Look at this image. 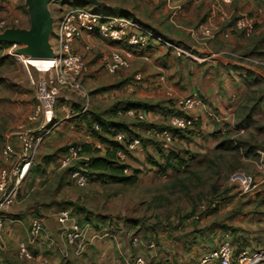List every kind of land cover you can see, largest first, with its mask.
<instances>
[{"label": "crops", "instance_id": "0c3cea01", "mask_svg": "<svg viewBox=\"0 0 264 264\" xmlns=\"http://www.w3.org/2000/svg\"><path fill=\"white\" fill-rule=\"evenodd\" d=\"M15 1L21 0H4V8L8 9V5H14ZM54 2L49 5V10L56 22L62 16V9L59 6L60 1ZM73 2L74 0H70L68 4ZM97 2L96 5L100 6L101 2ZM25 4L27 9L26 1ZM212 5L211 0H134L132 6H108V9H119L121 13L129 15L149 29L168 36L185 55L179 54L171 47L152 45L146 51L147 59L137 54L131 60L129 69L110 73L104 69L102 58L118 46L103 41L96 35L81 34L76 39L73 50L79 53L88 65L84 85L89 93V112L86 116L75 118L73 122L68 120L64 123L66 116L62 118L60 114L64 106L79 107L83 102L76 94L63 91L58 105V116L62 122L53 134L57 133L53 141L54 146L61 147L60 145L68 142L85 144L90 150L86 155L87 159L96 155L105 157L110 148L109 144L99 141L93 135V129L97 125L126 133L128 141L138 139L139 144L126 153L122 162L117 158L119 165L128 170V173L124 172V176L136 175L138 182L144 175H160L162 179H166L172 172V169L167 167L169 158L170 163L178 156L189 161V166H196L217 151V147L225 141H232L236 145L235 138H246V146L251 152L246 153L244 157L252 160L253 168L250 173L255 176L259 187L253 192L239 193L232 204L219 211L217 222H214L212 217L200 223L189 221L197 222L189 227V239L193 243L189 248V264L197 263L207 251L219 248L227 242L234 253L236 252L234 256L237 260L244 254L256 256L264 244V194L260 193L264 188V93L256 100L249 98L251 87L262 84L264 86V0H237L227 6L226 11L234 15L232 21L224 25L207 46H201L189 37L187 28L210 24L211 16L217 20L219 15L212 14ZM243 15L254 17L256 20L252 37L246 38L242 33L232 31L230 37L225 38L223 33H230L233 22ZM15 19L18 24L20 22L16 29H30L29 11L26 15L20 5L17 7ZM10 47L11 44L0 42V68L11 70L12 67L18 66L17 70L12 72L27 77L29 82V71L32 69H28L24 62L16 63ZM0 81V92L4 91L6 86L17 92L15 96L10 97L14 103L23 88L27 89L28 86L21 82L19 77L9 80L2 75ZM167 93H171L174 98L199 97L203 100V105L193 113L197 119L196 125L188 132H176V140L170 153L163 151L158 138L155 139L147 133L149 127H170L171 118L177 114L178 109L169 102ZM66 97L70 98L69 102L65 100ZM33 98L32 91L30 96L24 93L20 98L19 106L25 105L29 114H32L35 108ZM250 103L255 105V114L249 117L253 120L252 128H248L239 117L243 106ZM135 107L144 114V121L128 114V110ZM37 124L32 127L38 126ZM64 124L68 125L67 129H64ZM117 128L119 130H115ZM3 137L7 138L6 143L8 140L18 142L16 131ZM17 147L19 151H13L7 145L3 151L11 154L7 165L10 163L12 167L20 153L19 142ZM97 150L100 153L95 154ZM0 163H5L4 156ZM40 166L39 171L33 168L30 170L22 183L15 204L4 212L7 221L0 230V264H131L137 256L155 264L186 262L183 260L185 255L177 256L175 250L171 249L175 247L172 245L176 239L173 234L170 239V235L166 237L160 234L158 247L153 241L156 236L145 237L146 233H142V237L133 238L127 235V239L123 238L122 233L114 230L113 235L107 234L106 232L114 229L113 215L84 206L78 198V203L63 202L68 179L63 180V177L58 176L60 186L56 194L47 199L40 196L43 201H35L33 196L31 197L34 188H31L30 179L40 183V180L35 178L36 174L41 176L43 172L44 166ZM53 169H48L47 173L50 174ZM55 173L57 172L51 175ZM64 177L69 178V171H65ZM103 180L101 182L104 184H112ZM59 188L62 189L61 193ZM254 196L253 206H247L248 203H244V200L253 199ZM68 203L71 205L68 206ZM37 207L41 209L38 214L45 224L47 235L35 241L31 238L30 230L32 217L35 215L32 212L37 211ZM65 208L72 209L81 222H95L94 232L99 236L88 254L89 257L76 256L73 247L65 242L56 218L57 212ZM195 213L196 210L192 215ZM100 231L105 233L104 237L109 235L104 241L100 238ZM237 236H243L245 239L240 240ZM22 244L28 247L32 259L21 256Z\"/></svg>", "mask_w": 264, "mask_h": 264}, {"label": "built area", "instance_id": "2783aa9c", "mask_svg": "<svg viewBox=\"0 0 264 264\" xmlns=\"http://www.w3.org/2000/svg\"><path fill=\"white\" fill-rule=\"evenodd\" d=\"M54 1L52 2L55 3ZM212 1V14L219 15V18L215 20L214 16H211L210 24H200L187 29L191 39L201 46H207L216 38L217 32H220V28L216 27V24L221 25L232 21L234 15H230L225 8L237 0ZM255 24L254 17L243 15L233 22L230 33H223L224 37L229 38L231 32L235 31L250 38L255 31ZM9 29L12 28L6 21L0 22V33ZM84 33L96 35L103 41L118 46L116 50L102 58L104 69L110 73L129 69L131 60L137 54H141L144 59H147L146 51L151 45L171 47L179 54L185 55L183 50L171 42L168 36L145 28L134 19L130 20L122 15L99 14L81 7L63 8L58 32L59 45L57 49L52 48L55 54L53 62L50 65L32 66L34 68L32 70L38 74L36 76L29 71V83L35 94L37 108L28 117V120L30 123L39 122L40 124L36 129L23 126L16 131L20 153L12 168L7 166L11 154L8 151L3 153L5 163L0 168V230L7 221L4 212L15 204L24 179L36 164L39 146L62 122L58 116V105L63 91L76 94L83 102L79 107L64 106L66 120L85 116L89 112V93L83 85L88 74V65L84 58L73 50L76 39ZM19 49V45L11 44V55L21 59L24 56L16 53ZM26 66L28 67L27 64ZM28 69L31 68L28 67ZM167 98L176 106L179 113L171 118L170 127H149L147 133L155 139L158 138L163 151L169 153L175 143L176 132L185 133L196 125L197 119L193 113L203 105V100L199 97L174 98L171 93H167ZM65 100L69 102L70 98L66 97ZM128 114L139 121L145 120L144 114L139 109H129ZM101 130L99 125L94 127L95 132L101 133ZM115 139L116 142L124 146V150L117 153L120 162L124 160L128 151L135 149L139 144L138 139L128 141L126 133L119 132ZM60 159L61 168L70 170L71 180L78 187H86L92 177L89 168L82 164L85 168L72 169L74 162L88 161L87 156L82 154V148L79 145H71ZM124 172L128 173V170L126 169ZM230 183L243 193L253 192L259 187V183L253 175L243 172L233 173ZM217 205L216 202L199 204L196 213L188 218L189 221H200L207 213L217 208ZM56 218L65 242L68 246L73 247L74 254L81 257L89 252L99 236L94 232V225L91 222L79 221L69 208L59 210ZM30 235L35 241L47 235L45 224L40 217L32 219ZM20 253L24 258H33L28 247L24 244L20 247ZM245 255H242L236 264H264V249L252 258H247ZM131 264L155 263L142 256H137ZM199 264H235L230 243H224L219 248L207 252Z\"/></svg>", "mask_w": 264, "mask_h": 264}, {"label": "rangeland", "instance_id": "374dc122", "mask_svg": "<svg viewBox=\"0 0 264 264\" xmlns=\"http://www.w3.org/2000/svg\"><path fill=\"white\" fill-rule=\"evenodd\" d=\"M25 1L27 2V0H21L20 2L15 1L14 5L9 4L8 9H6L3 6L5 4L4 0H0V22L6 21L9 24V27L16 28L20 24V22L18 24L15 19L17 16V7L20 5V7L24 8L25 14H28V8L26 9L25 7ZM58 1H60L59 6L61 9L81 7L99 14H105L110 16L122 15L123 17L125 16L132 20L129 15L121 13L119 9H108V6L122 7L123 4L132 6L134 0H96L101 2L100 6L94 3H85L79 0H74L73 4H68L70 3V0L69 2L67 0ZM172 9L173 6L171 5V10ZM60 20L56 22L54 21V29L50 37V44L53 49H57L59 45L58 32ZM229 23L230 22L223 23L221 25L216 24L215 26L222 30L223 26L228 25ZM142 25L143 27L148 28L146 25ZM197 26L198 25L188 28L191 29ZM3 33H5V31L1 32L0 35ZM217 33H219V31ZM12 58L18 64L26 62L28 60V57L25 56L21 59L17 57ZM28 67L34 69L31 65H28ZM17 68L18 66L12 67L11 70L0 68V78L2 75L5 78H8L9 80H13L14 78L19 77V80L21 82L26 83L28 85L27 89L23 88V91L21 92V95L17 98L16 103L10 100V97L15 96L17 92L8 88V86L5 87L4 91L0 92V162L3 156V151L6 149L7 145L13 151H19L17 147L18 142L16 141V143L13 140H8V142L6 143L7 138L3 137V135H11L15 131H17L21 126H29L33 129H36L38 127H32L35 123L29 122L28 117L29 115H31V113L29 114L28 108L25 105L19 106V103H21L20 98L22 97V95L25 93L26 95L30 96L31 91L34 95V110H36L37 108V102L35 100L36 98L34 91L29 85L27 77L25 78L20 75V73L14 74L12 72V70H17ZM31 71L32 73H34L35 76L38 75L36 72H34V70ZM251 88L252 89L249 96L250 100H256L259 96L261 97L264 93L263 84ZM254 107L255 105L251 103L247 104L243 106V109L239 113V117L243 119L248 128H252L254 126L253 120L249 119L250 116L255 114ZM64 113L65 112L61 110L60 114L62 115V118L65 117ZM76 119H72L69 121L73 122ZM79 120L83 121V119ZM66 122H68V120L64 121V123ZM39 124L40 123L38 122L37 125ZM63 127L64 129H67L68 125L64 124ZM117 129L119 130V128ZM55 131L48 138H46L38 148L36 154V161L38 164L36 163L33 169L39 171L41 170L40 165H43L44 167L41 176L37 174L35 175V178L39 179L40 183L36 182L35 179H30L31 188H34L31 197L33 196V199L35 201H43L39 198L40 196L46 199L52 197L54 194H56V190L60 186L58 176L63 177V180L68 179V182L65 187V198H63V202H71L72 204L78 203V198L79 200H81L82 205L84 206L92 207L95 208L96 211L113 215L114 222H112V225L114 229L110 230V232H106L110 235H113L112 231L114 230L117 233H122L123 238L127 239V235L129 236V238H133L142 237L141 234L146 233L145 237H148V235H151V237L156 236L155 238H153V241L155 246L158 247V240L160 234L166 237H169L170 235L169 239L172 236L171 234H173L176 239L175 243L172 245H174L175 247H172L171 249L175 250L177 256L185 255V258L183 260H185L186 262L183 264H189V248L193 246L191 239H189V227L193 226L194 223H197L189 222V216L192 215V213L197 209L199 204H210L216 202L217 204L219 203L217 205V208L211 210L198 222L200 223L203 220H208L209 217H212L214 222L219 221V211L227 208L230 204H232L234 202V199L239 196V193H241L240 189L230 183L231 175L235 172H243L248 175H252L250 173L253 168L252 160L249 161L247 158L244 157L246 153L251 152V149L246 146V138L240 136L239 138L234 139L236 145L232 141H225L227 142L226 147L222 150L215 151L210 157L205 159L203 163L191 167L189 166V161H186V163L179 167L178 170H172L171 174H169L166 179H162L160 175H144L140 177V180L137 184L128 186L104 184L101 182V179L103 178H99L96 181L91 179V181L86 187L81 188L78 187L76 183L71 180L70 176L69 178L64 177V173L67 170L61 168L60 166V158L64 155L66 150L71 145L81 144H77L75 142H68L63 145H60L61 147L54 146L55 143H53V141L55 140L57 135V133L53 135ZM82 162L83 161L74 162L72 165V169L85 168L81 164ZM48 164L50 165L48 166ZM1 166L2 165L0 163V168ZM7 166L12 168L10 163ZM50 168L54 169L49 174L47 173V170ZM53 172L57 173L51 175ZM59 191L61 193L62 189L59 188ZM261 191L262 192L260 193L264 194V188ZM87 196H89L90 198H87ZM254 200L255 196L253 199L244 200V203H248L247 206H253V203L255 202ZM70 205L71 204L68 203V206ZM36 210L37 211L32 212L33 214H35L32 219L37 217L41 218V215L38 214V211H41V209L37 207ZM90 222L93 225L95 223L94 221ZM123 225L124 227H122ZM103 234L105 233L101 232L100 238L104 241L106 238H108L107 236L109 235L104 237ZM237 237L240 238V240L245 239L243 236ZM91 248L88 253H85L80 258L89 257L90 255L88 256V254L92 251ZM263 249L264 244L261 246L258 253ZM235 253L233 251V262L236 264L239 262L241 256L237 260L236 256H234ZM204 255L195 264H199ZM245 256L247 258H252L247 255ZM106 257L109 256L106 255ZM104 264H107V262H104Z\"/></svg>", "mask_w": 264, "mask_h": 264}, {"label": "water", "instance_id": "95a60500", "mask_svg": "<svg viewBox=\"0 0 264 264\" xmlns=\"http://www.w3.org/2000/svg\"><path fill=\"white\" fill-rule=\"evenodd\" d=\"M52 1L54 0H27L30 29H9L0 35V42L19 45L18 53L28 59L54 58L55 54L50 44L54 29V19L49 10ZM79 1L98 4L96 0Z\"/></svg>", "mask_w": 264, "mask_h": 264}, {"label": "trees", "instance_id": "16d2710c", "mask_svg": "<svg viewBox=\"0 0 264 264\" xmlns=\"http://www.w3.org/2000/svg\"><path fill=\"white\" fill-rule=\"evenodd\" d=\"M171 102V101H169ZM174 105V104H173ZM175 106V105H174ZM136 108V107H135ZM132 109V108H131ZM138 109V108H136ZM179 112H177L178 114ZM86 116V115H85ZM101 127V133L95 132L93 129V135L101 142L107 143L110 145V148L107 150V154L105 157H101L96 155L91 157L86 162H82L84 166L88 167L91 172V179L96 181L99 178H106L103 182L112 183V184H121L132 186L137 184L138 178L136 175L126 177L124 176L125 167L119 165L117 161V153L121 150H124V146L114 141L115 136L119 133L118 131H113L112 128L105 127L103 125H99ZM118 130V129H115ZM188 132V131H187ZM226 143H222L219 147H217V151L222 150L226 147ZM82 148V154L87 155L90 153L89 148L85 144L79 145ZM100 153L99 150L96 151L95 154ZM170 153V152H169ZM173 162L170 163L168 159V168L178 170L179 167L186 163L181 157L176 156L173 158ZM69 175H70V170ZM105 174V175H104ZM101 180V181H102ZM90 222V221H88Z\"/></svg>", "mask_w": 264, "mask_h": 264}, {"label": "bare ground", "instance_id": "6f19581e", "mask_svg": "<svg viewBox=\"0 0 264 264\" xmlns=\"http://www.w3.org/2000/svg\"><path fill=\"white\" fill-rule=\"evenodd\" d=\"M54 58L50 57V58H39V59H28L26 61L27 65H31V66H37V65H50L53 62Z\"/></svg>", "mask_w": 264, "mask_h": 264}]
</instances>
